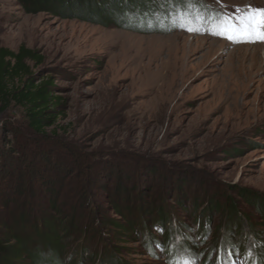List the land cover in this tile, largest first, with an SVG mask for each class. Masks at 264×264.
<instances>
[{"label":"rangeland","instance_id":"rangeland-1","mask_svg":"<svg viewBox=\"0 0 264 264\" xmlns=\"http://www.w3.org/2000/svg\"><path fill=\"white\" fill-rule=\"evenodd\" d=\"M130 6L0 0V48L39 53L62 112L43 134L0 112V236L46 253L51 227L63 264H264V42L207 19L264 0Z\"/></svg>","mask_w":264,"mask_h":264},{"label":"trees","instance_id":"trees-1","mask_svg":"<svg viewBox=\"0 0 264 264\" xmlns=\"http://www.w3.org/2000/svg\"><path fill=\"white\" fill-rule=\"evenodd\" d=\"M19 1L27 10L35 12H60L64 6L71 4L82 5L88 9L91 7L98 12L97 17L100 23L107 25V20H115L120 26L126 22L119 17L115 19V11L125 8L131 11L132 6L130 5L137 3V0ZM172 1L178 5L185 0ZM41 59L38 52L26 47H22L17 52L0 48V112L6 113L13 107L21 108L30 129L38 134H43L46 129L55 126L62 114L61 98L55 96L51 79H38V75L32 71L30 62L41 63ZM115 226L120 228L118 224ZM46 231L47 235L43 245L47 246L50 251L46 253L40 249L29 252L25 236L16 235L12 230L6 231L7 236H0V264H63L60 257L62 247L57 238L58 235L53 234L54 230L51 227H47Z\"/></svg>","mask_w":264,"mask_h":264},{"label":"snow or ice","instance_id":"snow-or-ice-1","mask_svg":"<svg viewBox=\"0 0 264 264\" xmlns=\"http://www.w3.org/2000/svg\"><path fill=\"white\" fill-rule=\"evenodd\" d=\"M238 15L228 16L221 12H210L207 19L211 22L213 34L223 33L228 39L258 38L264 42V9H249L247 11L237 10ZM183 20L190 23L188 17L181 16ZM198 20L205 17L198 15ZM189 31L193 29L188 28ZM175 264V262H171ZM183 264H192L191 260L185 258Z\"/></svg>","mask_w":264,"mask_h":264},{"label":"bare ground","instance_id":"bare-ground-1","mask_svg":"<svg viewBox=\"0 0 264 264\" xmlns=\"http://www.w3.org/2000/svg\"><path fill=\"white\" fill-rule=\"evenodd\" d=\"M258 6V5H257ZM262 9H264V8H262ZM251 39H253V40H257L258 38H251ZM216 45H219V48L220 47H222L223 45H224V43L222 44V43H219V42H217V44ZM237 49H247V46H239ZM214 51V50H213ZM218 51V49L217 50H215L214 52L216 53ZM232 70L233 71H235V67L234 68H232ZM237 70V69H236Z\"/></svg>","mask_w":264,"mask_h":264}]
</instances>
